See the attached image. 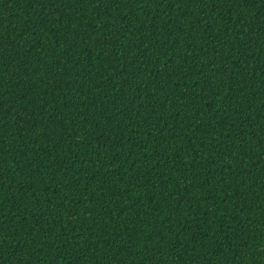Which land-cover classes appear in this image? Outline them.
<instances>
[{
    "label": "trees",
    "instance_id": "1",
    "mask_svg": "<svg viewBox=\"0 0 264 264\" xmlns=\"http://www.w3.org/2000/svg\"><path fill=\"white\" fill-rule=\"evenodd\" d=\"M0 264H264V0H0Z\"/></svg>",
    "mask_w": 264,
    "mask_h": 264
}]
</instances>
